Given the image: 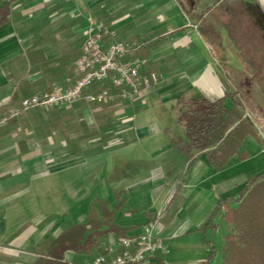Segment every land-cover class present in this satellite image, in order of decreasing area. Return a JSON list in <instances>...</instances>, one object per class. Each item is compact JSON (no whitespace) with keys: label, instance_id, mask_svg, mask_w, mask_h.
<instances>
[{"label":"crops","instance_id":"1","mask_svg":"<svg viewBox=\"0 0 264 264\" xmlns=\"http://www.w3.org/2000/svg\"><path fill=\"white\" fill-rule=\"evenodd\" d=\"M5 3L9 14L0 26V124L6 123V113L19 118V130L23 117L30 115L32 124L43 125L37 134L50 143L38 153L25 148L21 161L12 154L6 165L3 150L13 152L25 145L22 138L10 148L0 143V251L23 253L9 259L0 253V264L33 263L36 253L62 232L88 225L91 213L89 250L67 252L71 264H93L101 254L109 259L120 255V237H136L146 229L164 241L169 253L140 264H200L212 249L216 254L211 264H220L225 209L216 207L237 200L247 181L264 172V149L247 136L238 153L216 168L206 152L190 162L173 147L172 138H184L175 123L181 97L213 101L232 93L224 89L220 73L209 61L206 64L204 53L182 51L184 42L178 41L186 24L175 1L0 0V6ZM87 14L110 31L105 47L123 41L130 49L125 59L144 60L145 72L158 73L162 81L131 102L76 101L22 109L23 98L53 87L70 88L79 80L76 61L83 55ZM226 104L231 106L230 101ZM31 128L21 132L24 137H36ZM44 169L58 178L47 188L49 194L59 195L64 208L15 232L3 190L25 186L28 176L34 178ZM30 186L28 182L25 190L32 195Z\"/></svg>","mask_w":264,"mask_h":264},{"label":"rangeland","instance_id":"2","mask_svg":"<svg viewBox=\"0 0 264 264\" xmlns=\"http://www.w3.org/2000/svg\"><path fill=\"white\" fill-rule=\"evenodd\" d=\"M174 1L186 24L178 41L182 44L184 42L182 45L184 54L204 53L208 59L206 64L210 62V65L220 73L227 92H236L242 84L253 80L252 93L248 96L239 94L238 97L242 103V112L253 124L264 149V81L262 80L264 77L260 75V80L252 77L256 69L261 68L260 62L264 59V7L259 0ZM251 49L256 50V61L259 64L251 60ZM261 73L264 74V70ZM3 115L6 123L0 124V136L3 135L0 143H4V148H10V144L14 147L16 141L22 138L21 141L25 145L17 147L18 149L13 148V152H10L11 149L3 150L1 159L4 165L10 163L6 160L13 155L14 160L20 158L19 161H21L22 155L27 152L25 148L29 146L38 153L50 143L41 138V134H37L43 129V125L32 124L30 115L26 114L23 117L19 130L16 123L18 117H11L6 113ZM30 126L34 128L35 138L24 137L21 133L25 130L29 131ZM59 144L61 143L57 141V146ZM5 151L8 153L7 156L4 154ZM45 171H40L41 173L34 178L28 176L27 184L28 182L31 184L32 195L25 190L27 184L3 190L2 198L8 212L9 226L15 227V232L28 228L46 213H59L64 208L59 195L49 194L47 188L55 184L58 178ZM54 191L57 189L54 188ZM221 226H223L224 235L235 234L232 226H226L224 222ZM3 243L4 240L1 239L0 247ZM0 253L7 259H9L8 256L18 258L23 254L6 249H2Z\"/></svg>","mask_w":264,"mask_h":264},{"label":"trees","instance_id":"3","mask_svg":"<svg viewBox=\"0 0 264 264\" xmlns=\"http://www.w3.org/2000/svg\"><path fill=\"white\" fill-rule=\"evenodd\" d=\"M8 14L9 6L5 3L0 6V26L6 22ZM250 54L251 60L256 61V50L251 49ZM260 67L252 76L258 80L260 75L264 77L261 73L264 70V59ZM252 88L251 79L236 92L226 93L213 101L201 96L195 99L181 97L177 101L175 123L183 130L184 138H172L173 147L190 162L197 154L206 152L210 163L221 168L230 157L238 153L247 136L254 137L262 145L253 124L244 116L238 97L239 94L248 96ZM227 101L231 102L230 107ZM231 202L235 203L234 208L229 207ZM222 207L225 209L222 220L233 227L235 234L224 235L220 264H264V172L247 181L237 200L230 198L221 201L216 211ZM93 217L91 213L88 225L78 224L62 232L36 253V259L31 264H71L66 260L67 252H87V242L92 236L90 229L94 227ZM211 228L214 229L213 226ZM86 234L87 238H84ZM215 254L212 249L209 258L200 264H211Z\"/></svg>","mask_w":264,"mask_h":264},{"label":"built area","instance_id":"4","mask_svg":"<svg viewBox=\"0 0 264 264\" xmlns=\"http://www.w3.org/2000/svg\"><path fill=\"white\" fill-rule=\"evenodd\" d=\"M85 18L83 55L76 61L79 80L70 88L53 87L23 98L22 109L60 107L76 101L93 105L114 99L131 102L162 81L158 73L145 72L144 60L125 59L130 49L123 41H114L105 47L103 40L111 35L108 28L91 14ZM94 84L99 86L97 91H91ZM119 244L123 248L120 255L109 259L101 254L93 264H140L157 254L169 253L164 241L152 236L149 229L136 237L121 238Z\"/></svg>","mask_w":264,"mask_h":264},{"label":"bare ground","instance_id":"5","mask_svg":"<svg viewBox=\"0 0 264 264\" xmlns=\"http://www.w3.org/2000/svg\"><path fill=\"white\" fill-rule=\"evenodd\" d=\"M262 6L264 7V0H259Z\"/></svg>","mask_w":264,"mask_h":264},{"label":"flooded vegetation","instance_id":"6","mask_svg":"<svg viewBox=\"0 0 264 264\" xmlns=\"http://www.w3.org/2000/svg\"><path fill=\"white\" fill-rule=\"evenodd\" d=\"M256 8H258L257 5H256Z\"/></svg>","mask_w":264,"mask_h":264}]
</instances>
